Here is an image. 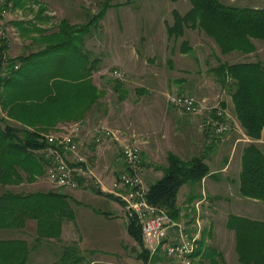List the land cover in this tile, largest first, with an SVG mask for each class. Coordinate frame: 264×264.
I'll return each instance as SVG.
<instances>
[{"label":"rangeland","instance_id":"rangeland-1","mask_svg":"<svg viewBox=\"0 0 264 264\" xmlns=\"http://www.w3.org/2000/svg\"><path fill=\"white\" fill-rule=\"evenodd\" d=\"M40 1L46 5L45 14L50 17L46 23V28L57 29L59 19L52 8L60 5V3L63 4L64 0ZM103 1L84 0L82 22L80 23L86 22L89 15L99 12ZM221 1L236 6L248 5L245 4L247 3L246 0ZM256 1L252 0L250 2ZM2 2L3 0H0V6ZM79 2L81 1H66L67 5ZM114 3L116 5L106 12L103 19L100 20L99 27L93 29V34L86 40L91 56L99 58L100 70L93 73V80L105 92L104 96L99 100L100 105H97L98 107L94 106L91 112L86 113L87 116L83 120L80 118H72L67 122L62 120L53 125L54 129L48 128L39 132L44 136L72 132L76 140L77 135L81 132L84 145L82 142L80 145V142L77 141L80 149L78 154L83 155L85 161L83 163L76 162L75 166L80 169L79 176L85 180V184L81 185L79 182V186L75 188L57 186L49 178L47 168L46 174L39 176L34 182L24 181L23 183L7 185L6 187L16 192L48 191L51 189L62 192L79 190L85 195L82 197L76 196L78 198V202H76L78 208L73 206V212L76 216L79 214V209V211L93 210L99 214H107L113 218H118L119 225L114 223L115 235L119 234L124 244L125 242L130 244L134 239L130 236L126 227L131 219L137 218L129 214L125 207L126 202L121 197L109 191L119 174L127 168L122 156L123 145L130 142L140 144L143 159L141 176L146 186L162 176V170L155 169L153 165L166 164L169 151L180 155L184 159L204 155L205 139L204 137L202 138L201 133L206 131L202 127L206 116L204 114L187 113L177 108L171 103L170 95L176 93L191 94L206 104L215 102L219 106L224 105L223 107L228 111L230 122L232 123L231 129L226 133L236 132L239 129V125L241 127L242 125L237 118L234 107L228 108L224 104L225 98H230L229 90L218 81V74L215 68L221 62H241L249 59L236 56L234 53L239 52L236 50L232 51L233 54H230L232 52L222 53L216 40L199 27H186L184 34L176 39L168 37L167 24L174 23V11L185 14L191 8L190 0H114ZM6 8L8 9L4 16L0 17V21L6 26L7 38V41H2V44L7 42L9 46L7 53L5 51L3 53L2 75L10 74V71L5 69L10 63L9 56L15 57L27 54L39 48V44L33 42L28 36H23L12 21L33 20L40 5L29 3L25 8L8 6L0 9V13ZM36 35V33H33V37H36ZM255 40H253V43ZM183 41H187L189 46L184 45L186 46L184 47ZM146 66L152 69V72L141 78L138 72L143 71ZM18 67L15 66L16 69ZM115 69L122 70L125 76L123 78L115 77L113 75ZM115 79L121 80L127 90V96L124 100L119 99L118 93L113 88ZM0 82V91H3V81L0 79ZM145 89L146 91H144ZM3 114L5 115L4 112ZM76 125H79V130L77 131L75 130ZM33 126L42 127L44 125L40 123V125ZM97 128L109 130L111 134L105 133L99 143L95 141L93 143L91 132L94 135V131ZM86 149H89V152ZM75 154L70 152L67 155L74 159ZM236 177L234 178L236 179ZM89 183L99 187L104 193H108L112 197L91 190L87 186ZM6 187L0 184V194ZM232 187L231 191L220 187L219 190L221 191L219 193L227 196L229 194H237L238 190L236 191L235 185H232ZM208 195L207 188L204 187L203 178L200 183H187L182 186L178 194V205L182 208L178 217L179 220L170 217L166 213L171 219L168 222V226H170L168 229L172 238L176 237V232L180 231V228L183 230L187 229L191 233L199 235L197 241L203 238L204 247L206 248L210 243L208 237L215 234L211 225H214L215 222L220 224L223 228L222 233H226V230H224L226 225L225 216L230 212H239L248 218L256 220L264 217V201L262 200H260L262 202H257L254 201V198H250L247 202L241 203L240 200H236L233 196L234 204L231 207H222L217 206L218 201H210ZM113 197H117L123 203ZM186 203L189 204L187 205ZM214 214L217 215L216 220ZM137 221L141 225L138 219ZM89 231L93 232L90 235L98 236L96 225L92 226ZM37 236H40L37 220L30 218L25 219V225L21 228L0 229V239H25L31 245L37 246L35 250L40 248L44 253H49V255L52 253V261L57 260L61 256L62 248H65V245L76 242L79 245L80 253L84 255V261L81 264H109L102 260L104 259L102 256L94 255L96 251L86 249L85 243L75 236H72L70 243L65 242L64 246L57 243L60 239L53 238V240H48L51 238H42L43 241L38 243ZM105 238L106 236L101 241V239L95 237L94 240H99L101 244V242L104 243ZM224 239H221V241L226 242L230 248L229 251L226 250L228 259L231 261L230 264H241L237 261L239 260L238 255H235L234 246L236 240L234 234L229 235V237L228 235L227 237L224 236ZM111 240L112 236L109 237V246ZM143 244L144 248L150 249L145 243ZM166 244V242L162 243L163 249ZM198 244L200 242H197V247ZM205 248H203L201 254L194 256L195 259L192 264H211L207 258L202 257ZM159 249L158 247L154 251L150 250L151 259H154L150 264H180L179 261L169 256L163 249L158 251ZM95 256L98 261L91 263L92 258ZM115 258L119 257H113V259ZM223 258L229 264L224 256ZM121 259L119 262L122 264L130 261L127 256H123Z\"/></svg>","mask_w":264,"mask_h":264},{"label":"trees","instance_id":"trees-1","mask_svg":"<svg viewBox=\"0 0 264 264\" xmlns=\"http://www.w3.org/2000/svg\"><path fill=\"white\" fill-rule=\"evenodd\" d=\"M190 2L191 8L185 14L174 11V23L167 24L168 37L176 39L184 34L186 27H199L216 40L224 54L235 50L245 54L253 52L252 39L264 40V6H236L221 0ZM29 3L40 5L35 18L13 20L12 23L23 36L39 44V48L15 57L7 56L10 63L5 69L10 74L6 77L2 75L1 66L3 53H7L9 46L7 42L0 45V79L3 81V91H0V184L3 187L34 182L46 174L50 160L45 151L47 142L40 130L54 129L53 125L62 120L85 119L86 113L100 105L99 100L105 94L94 83L93 73L100 70L99 58L91 56L86 40L93 29L99 27L106 12L116 5L114 0H104L99 12L89 15L82 24L62 18L55 30L38 25L47 23L50 18L45 14L46 5L39 0H3L0 9L25 8ZM182 44L189 46L187 41ZM15 65L19 67L16 69ZM215 71L218 81L231 93L235 113L245 133L252 139H260L264 130V63L261 60L221 62ZM113 88L120 100L126 98L127 90L121 80L115 79ZM40 123L44 126H33ZM210 146L206 144L204 152ZM141 165L142 152L139 164L142 171ZM153 166L163 174L147 186V200L179 220L182 208L178 205V194L184 184L200 183L209 173L205 155L184 159L169 151L166 164ZM78 179L81 185L85 184L82 177ZM87 186L96 193L112 197L92 183ZM239 193L264 201V145L252 142L245 147ZM71 200L74 201L70 195L55 189L16 192L6 187L0 194V229L21 228L25 219L30 218L38 223V243L45 238L61 239L64 222L75 219ZM227 226L235 231L240 262L264 264V222L231 214ZM127 228L141 247L142 264H150L154 259H151L150 250L144 248L142 228L137 219H131ZM198 242L194 256L205 248L203 238ZM64 247L61 256L51 264H81L84 261L78 243L71 242ZM35 248L36 245L25 239H0V264H27ZM202 257L211 264H227L223 255L211 246L204 249Z\"/></svg>","mask_w":264,"mask_h":264},{"label":"crops","instance_id":"crops-1","mask_svg":"<svg viewBox=\"0 0 264 264\" xmlns=\"http://www.w3.org/2000/svg\"><path fill=\"white\" fill-rule=\"evenodd\" d=\"M66 1H70V0H64L63 4L60 3V5H57L56 7L52 8L54 9L53 10V12H55L54 14L57 15L59 20H61L62 18H67L72 23L82 22L81 16L83 15L82 11H83V1L84 0H80L81 2L77 4L72 3V5L70 4L67 5ZM250 1L246 0L247 3L245 4H248L249 6H252V7H260L264 5V0H257L256 2H250ZM40 4H44V3L40 1ZM49 13H52V12H49ZM38 25L40 27H47L46 23H41ZM254 43L256 46V50L254 52L249 53V54H242L239 52H235L234 54L238 57H243V58L245 57L246 59H249L248 61L261 60L264 63V40L256 39ZM230 54H233V52ZM234 62H237V61H233L231 63H234ZM150 72H152V69L146 66L143 71L141 70L138 72V75L141 76L142 78V77H146V75ZM144 91H146V89ZM229 95H230L229 96L230 98L229 99L225 98V103H224L225 106H227L228 108L234 107L230 91H229ZM210 104L217 105L218 103L213 102ZM206 131L208 132V130ZM206 131L201 133V136L202 138L204 137L205 139L204 147H206V144L211 145L210 148L204 152L205 162L208 164L210 171L206 176L203 177V183H204V187L207 188V191L209 193L208 195L210 198L209 200L218 201L217 206H222V207L223 206L231 207V205L234 204V201H233L234 197L236 200H240L241 203L247 202L248 200H250V198L239 195L240 194L239 193V178H240V173L242 170L243 153H244L245 147L249 143L255 142V143L260 144L261 147L264 145V130L262 133V137L256 140L249 137L245 133L244 128L241 127L240 125H239V129L236 132L231 131L230 133H226L225 135H218V136L210 135L206 133ZM91 134H92L91 135L92 142L95 143L94 135L92 132ZM82 137L83 136L81 135V132H80L79 135H77V141L80 142V145H81V142L84 145ZM86 150L89 152V149H86ZM235 176H237L236 179L234 178ZM232 185H235V187L237 188L236 189V191L238 190L237 194H231V195L229 194L227 196V195H222L221 193H219V191H221L219 190L220 187H223L224 190L226 189L227 191L229 190L231 191L233 188ZM64 192H66V194L70 195L74 199V201L71 200L72 208L73 206L77 207L78 205L76 203L78 202L77 201L78 198H76V196L82 197L85 195L79 190H70L69 192L68 191H64ZM254 201L262 202L257 199H254ZM178 204H179V200H178ZM186 204L188 205L189 203H186ZM78 213L79 214L77 216L75 214L74 220H66L64 222L62 236H61L62 238L58 240L59 242L57 243H60L61 245L64 246L65 242L70 243L72 236H75L77 237V239L81 240V242L85 243L86 249H89L90 251L91 250L96 251L94 255L102 256V258H104L102 260H105L109 264H122L121 262H119V260L121 261L122 260L121 257L123 256H127L130 260L128 263H125V264H142V260H140L139 258L141 249L138 243L136 242V240L130 235L134 239V241L132 240L131 243L129 241L130 244H127L126 242L124 244L121 241L119 234H117V236L115 235L114 223L119 225L118 218H113L111 216H108L107 214H99L93 210L79 211L78 209ZM231 214L244 216L243 214L239 212H236V213L230 212L229 214L225 216L226 225H225L224 230H226V233H222L223 228L221 227L220 224H217L215 222L214 225L213 224L211 225L212 230H214L215 234L211 237L209 236L210 238L208 237V241L210 242L209 246L214 247L219 253H221V255L225 257L226 261L229 264L231 263V261H229L228 259V254L226 253V250L229 251L230 248L227 246L226 242L221 241V239L225 240L224 236L227 237L228 235L229 237V235L234 234V237L236 240L235 231L232 229H229L227 226L228 218H229V215ZM214 216L216 220L217 215L214 214ZM260 221L264 222V217L263 218L260 217ZM94 225H96V233L98 236H95V237L97 239H101V241H103L104 237L106 236L104 243L101 242L100 244L99 240H94L95 237L90 235L93 232L92 231L90 232L89 229H91V227ZM99 236H102V237H99ZM110 236H112V240L109 246L108 242H109ZM48 240H53V239H48ZM234 248H235V255H238L237 250H236V241H235ZM96 256L92 258L91 263H95L98 261V258ZM113 257H119V258L113 259ZM52 260H53L52 253L51 255H49V253L48 254L44 253L42 252L40 248H38V250H34L31 253L27 264H51L53 262ZM237 261L240 262L239 260Z\"/></svg>","mask_w":264,"mask_h":264},{"label":"built area","instance_id":"built-area-1","mask_svg":"<svg viewBox=\"0 0 264 264\" xmlns=\"http://www.w3.org/2000/svg\"><path fill=\"white\" fill-rule=\"evenodd\" d=\"M8 8L3 9L2 15ZM1 19V18H0ZM5 25L0 21V45L6 38ZM18 67V65H15ZM113 75L123 78L125 73L115 69ZM170 101L184 112L193 114H204L206 116L202 127L209 129L213 134L222 135L231 129L230 115L226 108L219 105L206 104L191 94L176 93L170 95ZM75 130H79V125ZM111 134L109 130L95 129V142L99 143L104 134ZM75 135L49 134L45 136L47 146L45 148L48 164L49 178L60 187L79 186L78 177L80 169L75 166L76 162H84L83 155L78 154L79 148ZM76 153L74 159L68 157V153ZM122 156L128 169L123 170L113 182L109 191L121 197L126 202V209L130 215L135 216L142 225L143 243L154 251L162 246L163 241L167 244L164 251L175 258L180 264H192L195 257L199 235L191 233L187 229L180 228L176 237L170 236L168 222L171 220L166 212L147 200L148 187L144 184L139 164L141 163V148L136 142L125 143L122 147Z\"/></svg>","mask_w":264,"mask_h":264}]
</instances>
